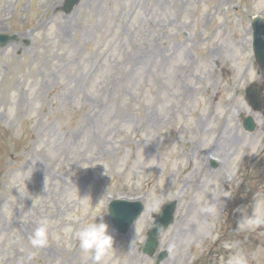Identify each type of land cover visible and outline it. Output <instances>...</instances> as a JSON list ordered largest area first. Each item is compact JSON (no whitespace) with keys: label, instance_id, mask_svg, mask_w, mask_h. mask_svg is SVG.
<instances>
[{"label":"rangeland","instance_id":"374dc122","mask_svg":"<svg viewBox=\"0 0 264 264\" xmlns=\"http://www.w3.org/2000/svg\"><path fill=\"white\" fill-rule=\"evenodd\" d=\"M63 3L0 0V33L17 36L0 48V264H95L76 233L112 225L115 199L145 212L106 264H156L143 249L172 200L161 264H264V109L245 96L264 89V0Z\"/></svg>","mask_w":264,"mask_h":264},{"label":"water","instance_id":"95a60500","mask_svg":"<svg viewBox=\"0 0 264 264\" xmlns=\"http://www.w3.org/2000/svg\"><path fill=\"white\" fill-rule=\"evenodd\" d=\"M79 0H67L65 5V11L69 13ZM254 29V48L256 52V58L259 66L264 74V19L261 17L255 18L253 21ZM0 41L5 44L9 41L8 37L0 36ZM6 45V44H5ZM247 96L250 105L254 110H261L264 103L261 87L254 85L247 91ZM245 127L248 131H252L255 127V123L252 118L245 120ZM177 202H170L163 206L157 221L152 226L146 243L144 252L149 256H153L158 247L160 235L172 224L174 218V212L176 211ZM144 206L140 202L129 203L126 201H114L110 204V215L117 232L126 234L137 218L142 214ZM168 256V252L160 254L158 263L163 261Z\"/></svg>","mask_w":264,"mask_h":264},{"label":"clouds","instance_id":"9594fccd","mask_svg":"<svg viewBox=\"0 0 264 264\" xmlns=\"http://www.w3.org/2000/svg\"><path fill=\"white\" fill-rule=\"evenodd\" d=\"M65 231H71L66 228ZM49 232V222L41 221L35 229L31 243L34 246H43L47 243ZM115 229L103 217H99L96 222L87 224L76 233L80 249L89 253L95 264H106L107 257L111 254L115 245Z\"/></svg>","mask_w":264,"mask_h":264}]
</instances>
